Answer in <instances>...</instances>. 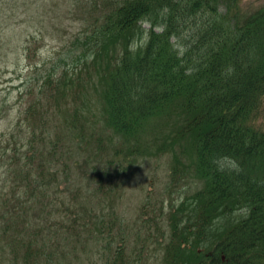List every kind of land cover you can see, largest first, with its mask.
<instances>
[{"label": "trees", "instance_id": "trees-1", "mask_svg": "<svg viewBox=\"0 0 264 264\" xmlns=\"http://www.w3.org/2000/svg\"><path fill=\"white\" fill-rule=\"evenodd\" d=\"M70 1L93 16L76 40L83 51L30 83L28 94H37L26 124L9 133L0 155L16 183L15 199L0 206V264H43V256L55 264L58 248L77 247L61 240L74 232L81 239L79 229L92 239L88 248L101 237L110 247L114 236L103 228L112 232L122 212L113 204L105 216L96 207L121 196L146 156L168 157L171 190L197 179L196 191L169 211L170 264H264V0ZM8 41L0 34V54ZM87 128L101 131L88 140L95 164L81 165L70 144L59 154L65 135L81 147ZM217 156L231 158L226 170ZM73 164L87 166L86 180ZM61 187L67 196L59 201ZM38 201L59 225L56 241L36 226ZM120 236L112 264L130 261L128 234Z\"/></svg>", "mask_w": 264, "mask_h": 264}, {"label": "rangeland", "instance_id": "rangeland-1", "mask_svg": "<svg viewBox=\"0 0 264 264\" xmlns=\"http://www.w3.org/2000/svg\"><path fill=\"white\" fill-rule=\"evenodd\" d=\"M81 3H85V1ZM0 4V19L5 18L1 23L3 28L0 29V34L4 37L5 33H8L9 36L6 49L0 54L1 155L8 145L6 139L10 136L9 133L17 126L26 124L24 110L37 94L34 97L28 94L29 85L35 86L41 76H46L48 72L43 73L45 69L56 65L60 70L63 68L65 60L71 61L74 56H78L83 51L82 48H76L80 46L76 40L77 37L85 35L88 24L92 23L93 16L90 15L84 4L77 8L71 7L70 0L68 2L67 0H11L6 4L1 0ZM90 11L93 14L98 13L96 10ZM28 38H30L29 41ZM26 45L29 48L25 49ZM82 66L81 64L80 68ZM22 91L23 93H21ZM91 91L93 92V90ZM94 95L91 98H94ZM59 101L62 106H65L71 104V97L69 95ZM94 111L100 116L99 109ZM65 115V111H59V131L62 134L64 130L67 131L63 126ZM90 133L91 130L88 128L83 134L79 133V137L83 138L80 140L77 137L81 147L73 141L71 135H65L67 138L63 137L59 142V154H61L60 148L68 149L70 144L72 151L81 150L78 156L81 165L95 164L96 148L95 150L90 149L88 140L96 138L101 131L96 132L95 135ZM110 134H112L111 131ZM106 141L108 142L107 139ZM92 145L96 146V142H93ZM87 157H90L89 162L85 161ZM167 161L168 157L146 156L141 158L135 171L131 172L127 184L121 189V196L114 201L106 199L105 203L96 207L98 212L105 216L109 215L110 207L113 204L117 205L122 212L121 220L117 221L112 232H109L108 228H103L105 236H114L111 239L110 247L107 246L109 239L101 237V241H96L98 243L96 247L91 244L88 248L87 242L92 239L88 240L86 232L79 229L81 239L79 234L74 232L68 240L67 238L61 240V244L70 240L69 244H75L77 247L67 246L60 250L58 248L54 263L112 264L113 258H115L114 253L118 249V245L123 242V236L120 235L127 233L128 237L124 240L127 242V259L130 260L127 264H170L165 257L171 232L169 211L173 205L179 204L173 201H178L180 198L194 193L192 182L197 179L191 178L182 190H170L171 186L168 183L170 166ZM73 165L78 179L86 180L87 166L82 168L77 164ZM4 171L9 173L7 166H0V191H2L0 206L6 201L4 198L15 199V176ZM62 178H64V173H62ZM66 196L64 188L61 187L59 201ZM38 203L35 211L36 214H41L42 220L36 226L40 225L46 238L56 241L57 235L53 229L58 224L48 220L50 215L43 213L39 209L42 202L38 201ZM48 222H52V224L49 225ZM77 223L81 226L85 225L84 221L78 220ZM76 228L78 227L76 226ZM95 233H97L96 230ZM46 259V256L42 257L43 264H52V259Z\"/></svg>", "mask_w": 264, "mask_h": 264}, {"label": "clouds", "instance_id": "clouds-1", "mask_svg": "<svg viewBox=\"0 0 264 264\" xmlns=\"http://www.w3.org/2000/svg\"><path fill=\"white\" fill-rule=\"evenodd\" d=\"M227 159H231V158L226 157V156H217L214 158L213 162L216 164V166L219 170L224 171V170H226L224 167V161ZM232 168L238 170L239 165L235 161H233L232 162Z\"/></svg>", "mask_w": 264, "mask_h": 264}]
</instances>
